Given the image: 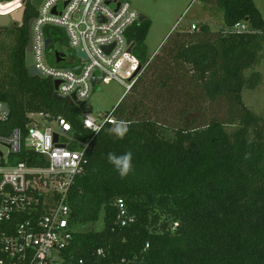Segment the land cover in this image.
I'll use <instances>...</instances> for the list:
<instances>
[{
	"label": "trees",
	"instance_id": "1",
	"mask_svg": "<svg viewBox=\"0 0 264 264\" xmlns=\"http://www.w3.org/2000/svg\"><path fill=\"white\" fill-rule=\"evenodd\" d=\"M30 1L21 23L0 28V101L9 109L0 134L19 129L26 136L31 116L41 115L48 126L63 119L71 135L82 141L93 137L67 193L72 238L63 251L65 263L264 264V119L242 98L243 91L261 80L256 66L264 51V20L255 0H201L222 10L223 26L212 31L203 22L192 31L180 28L171 34L162 49L169 61L163 69L154 66L161 56H147L151 22L145 19L130 30L133 55L147 66L128 102L115 110L116 122L128 125L122 139L111 131L115 125L93 136L83 128L77 106L53 98L51 80L28 74V23L37 15ZM237 23H244L248 32L235 33ZM54 35L45 30L48 49ZM140 83L143 91L134 99ZM154 89L166 94L154 96L163 109L176 94L187 99L179 128L171 127L166 117L149 115L145 96ZM221 99L226 116L210 119L206 102ZM125 152L132 153V170L122 178L107 157ZM20 161L47 165L28 149L9 158L10 164ZM118 201L131 221L124 227ZM41 212L39 205L37 216ZM37 216H20L18 222ZM100 221L102 229L97 230ZM14 224L0 223V233L12 234Z\"/></svg>",
	"mask_w": 264,
	"mask_h": 264
},
{
	"label": "built area",
	"instance_id": "2",
	"mask_svg": "<svg viewBox=\"0 0 264 264\" xmlns=\"http://www.w3.org/2000/svg\"><path fill=\"white\" fill-rule=\"evenodd\" d=\"M107 1L43 0L31 26L32 65L43 78L59 83L56 90L59 95L74 94L78 101L84 102L80 109L83 128L93 136L104 126L115 125L117 105L108 113L96 112V115L84 110L93 90L91 78L94 76L97 80L103 75L101 83L116 81L124 87L123 96H127L147 66L133 55L135 44L128 38L140 15L124 0H113L110 4ZM25 4L22 0L0 2V17H10ZM8 8L11 10L3 12ZM47 27L63 30L69 49L84 54L79 75L49 63L45 45ZM232 30L248 32L244 23L235 24ZM108 47L111 49L107 54L104 49ZM34 117L31 116L33 122L27 127L26 136L19 129L8 135L0 134V147L7 151L5 155L0 151V223L15 222L12 234L0 233V264H66L63 251L72 238L67 193L80 172L93 137L82 141L78 135H71V127L63 119L52 122L54 129L45 123H36ZM8 120L9 109L0 101V123ZM96 127L100 128L98 133L94 130ZM73 145L77 149H71ZM23 149L33 152L47 165L31 166L29 161L10 164V156L20 154ZM35 192L42 197L41 202ZM39 205L42 212L37 216ZM118 206L120 225L124 227L131 221L124 218L121 201ZM25 215L37 217L18 222ZM77 264L84 263L80 260Z\"/></svg>",
	"mask_w": 264,
	"mask_h": 264
},
{
	"label": "rangeland",
	"instance_id": "3",
	"mask_svg": "<svg viewBox=\"0 0 264 264\" xmlns=\"http://www.w3.org/2000/svg\"><path fill=\"white\" fill-rule=\"evenodd\" d=\"M128 2L131 7L139 14L144 16L147 20L151 22V27L149 29L147 38L145 40V45L147 47V56L150 60L153 58H159L160 64L154 66L163 69L165 63H169L167 60V51L164 53L162 49L166 47L168 41L170 40L171 34L177 32L180 28L186 31H192L191 26L207 23L211 27L212 31H217L223 26V12L218 8L215 3L211 2H201V0H124ZM255 6L259 13L264 16V0H255ZM6 9V8H1ZM11 8L4 10L3 12H8ZM2 13V11H1ZM45 30L49 32H54L56 35V42L47 50L46 57L49 63L54 64L50 60V55L55 51L66 52L67 48L64 45L65 39L62 34L63 30L58 28L47 27ZM164 53V54H163ZM163 54V56H162ZM256 70L260 73L261 80L255 85L253 90H246L242 93V98L248 108L253 110L255 113L259 114L264 119V51L262 52V59L256 66ZM144 73V72H143ZM142 73V74H143ZM146 73V72H145ZM144 75V74H143ZM152 75L147 76V81H151ZM145 81V80H144ZM142 83L139 84L140 90L136 92V97H140L143 89H141ZM150 92V94H149ZM146 94L147 110L149 115L154 118H168V124L171 127L179 128L181 126L182 114L181 111L184 109L182 106L187 102L172 93L173 101L169 107L163 109L158 104L159 98H154L156 94L165 97L166 94L159 90H150ZM124 87L116 81L110 83H101L95 86L92 93L87 100L84 110L91 112L96 115V112L108 113L116 104L117 106L125 105L129 98V94L123 96ZM152 94V96H151ZM177 98L179 101L175 102ZM119 99L120 102H119ZM204 107L209 114V118L223 119L226 116V102L221 99L217 103L206 102ZM191 109V108H190ZM193 111V109H191ZM194 112V111H193ZM191 116V113L188 117ZM140 117V116H138ZM207 120L208 117L206 118ZM34 121L40 125L46 123L42 120V117L35 116ZM52 128H56L54 124L50 125ZM0 151L5 155L6 149L0 147ZM97 230L102 229V221H100L96 227Z\"/></svg>",
	"mask_w": 264,
	"mask_h": 264
},
{
	"label": "water",
	"instance_id": "4",
	"mask_svg": "<svg viewBox=\"0 0 264 264\" xmlns=\"http://www.w3.org/2000/svg\"><path fill=\"white\" fill-rule=\"evenodd\" d=\"M28 0H22V4L26 3ZM43 0H31L30 4L33 7V9L37 12L39 9L40 4L42 3ZM113 3V0H108L106 2V4H110ZM54 13V10H53ZM23 14H24V7H21L19 10L15 11L10 17H0V28H6L8 27V25L11 23V21L13 22H17V23H21L22 22V18H23ZM146 18L142 15L139 16V20L138 22L141 23L145 20ZM33 23V18L29 21L28 23V45L26 47V57H25V65L27 67L28 70V74L31 77H39V78H43L38 71L35 69V67L32 65V57H31V26ZM50 44V41L48 39H46L45 41V45L46 48L48 50V46ZM110 47L105 48V52L108 54L110 51ZM50 60L54 61L55 65H58L60 69L71 72L75 75H79L82 68H83V60L85 59V56L82 52H80L79 50L73 52V54H67V53H61L58 51L53 52L52 55H50ZM71 61V63H70ZM104 78V76L102 75L100 78H98L97 80L95 79V77L93 76L91 78V85L94 88L96 85H99L102 81V79ZM58 82L55 81L53 82V86H54V94H53V98L57 101H61L64 100L66 101V103H69L71 105H75L77 106L79 109H82V107L84 106V102L82 101H78L75 97V95H71L70 97H64L59 95L56 90L58 88ZM5 108L8 109V107L5 105ZM53 140L54 142L57 141L56 139V135H53Z\"/></svg>",
	"mask_w": 264,
	"mask_h": 264
},
{
	"label": "clouds",
	"instance_id": "5",
	"mask_svg": "<svg viewBox=\"0 0 264 264\" xmlns=\"http://www.w3.org/2000/svg\"><path fill=\"white\" fill-rule=\"evenodd\" d=\"M115 127L111 129L117 138H123L128 131V125L125 121L114 122ZM97 133L100 131L99 127L94 129ZM108 162L112 165L113 169L123 178L128 175L132 170V153L125 152L122 155H116L114 153L108 154Z\"/></svg>",
	"mask_w": 264,
	"mask_h": 264
},
{
	"label": "crops",
	"instance_id": "6",
	"mask_svg": "<svg viewBox=\"0 0 264 264\" xmlns=\"http://www.w3.org/2000/svg\"><path fill=\"white\" fill-rule=\"evenodd\" d=\"M55 40H56V39H55ZM55 40H54V43L56 42ZM64 45H65V44H64ZM65 46H66V45H65ZM66 48L69 49L68 45L66 46ZM58 52L65 53V52H62V51H58ZM70 63H71V61H70ZM120 100H121V99H119V102H120ZM116 105H117V104H116ZM116 105H115V106H116ZM115 106H114V107H115Z\"/></svg>",
	"mask_w": 264,
	"mask_h": 264
},
{
	"label": "flooded vegetation",
	"instance_id": "7",
	"mask_svg": "<svg viewBox=\"0 0 264 264\" xmlns=\"http://www.w3.org/2000/svg\"><path fill=\"white\" fill-rule=\"evenodd\" d=\"M65 53H67V54H71V55H72V54H73V51L70 50V49H67Z\"/></svg>",
	"mask_w": 264,
	"mask_h": 264
},
{
	"label": "snow or ice",
	"instance_id": "8",
	"mask_svg": "<svg viewBox=\"0 0 264 264\" xmlns=\"http://www.w3.org/2000/svg\"><path fill=\"white\" fill-rule=\"evenodd\" d=\"M67 126V125H66Z\"/></svg>",
	"mask_w": 264,
	"mask_h": 264
}]
</instances>
